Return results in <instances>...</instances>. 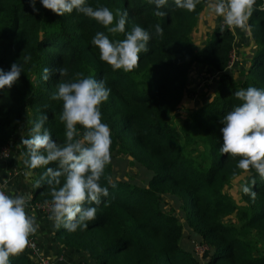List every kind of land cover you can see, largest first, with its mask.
Returning <instances> with one entry per match:
<instances>
[{"label": "trees", "instance_id": "trees-1", "mask_svg": "<svg viewBox=\"0 0 264 264\" xmlns=\"http://www.w3.org/2000/svg\"><path fill=\"white\" fill-rule=\"evenodd\" d=\"M204 4L201 0L188 12L168 0L159 9L166 15L158 17L155 3L147 0H86L93 8L108 7L117 19L127 11L125 33L113 34L76 10L58 16L44 9L40 0L35 4L38 12L29 0H0V69L8 71L13 63L22 66L17 82L0 90V148L18 149L30 204H50L51 189L41 176L57 165L27 168L21 139L30 137L33 123L44 113V128L53 141L64 144L62 101L50 97L59 82H75L77 73L103 80L110 89L100 111L111 130V154L128 158L146 172L144 182L138 183L116 176L108 164L99 181L108 188V196L99 205H84L97 208L96 219L75 232L57 229L52 221L53 242L83 252L93 264H264V180L254 170L246 172L239 190L242 204H236L223 188L244 173L237 168L240 158L219 151L221 120L241 103L235 92L264 89V0H256L248 21L251 31L244 30L252 54L240 76L225 71L234 38L225 25H214L203 44L193 46L190 34ZM157 24L163 37L155 35ZM136 25L149 32V50L140 54L133 71H113L99 59L91 41L97 32L113 42L122 40ZM197 66L215 73L216 82L211 83L212 94L194 104L176 129L170 121L181 109L188 74ZM44 68L52 70L47 81L42 79ZM60 68L67 69V75L61 76ZM77 130L82 134L79 125ZM63 183L61 177L54 186L58 189ZM245 185L256 192L254 200L243 193ZM163 197L180 203L183 224L170 209H162ZM229 215L236 223L223 220ZM183 228L196 238L190 249L181 246ZM195 244L205 247L201 259L193 255ZM10 262L32 264L24 254Z\"/></svg>", "mask_w": 264, "mask_h": 264}, {"label": "clouds", "instance_id": "clouds-1", "mask_svg": "<svg viewBox=\"0 0 264 264\" xmlns=\"http://www.w3.org/2000/svg\"><path fill=\"white\" fill-rule=\"evenodd\" d=\"M147 2L155 3L156 16L166 15L159 9L165 7L168 0ZM40 3L44 9L58 16L76 10L110 33H125L127 11L120 13L117 19L108 7L93 8L86 5V0H40ZM173 3L177 8L193 12L201 0H173ZM29 4L33 12L39 11L35 7L36 0H29ZM255 4L256 0H207L210 12L222 18L223 24L232 31H251L248 21ZM114 21L115 26H111ZM155 35L163 37L160 24L155 25ZM150 39L149 32L136 25L122 40L113 42L103 32H97L91 43L98 48L99 59L113 71L131 72L139 66L140 54L148 52ZM58 71L61 76L67 75V69ZM21 73L22 66L17 63H13L8 71L0 69V90L10 89ZM51 74L52 70L44 68L42 79L47 81ZM76 75L78 79L75 82H59L50 97L62 101L59 121L65 128L64 144L53 141L50 132L44 128L48 119L44 113L33 123L30 137L21 139L26 148L24 164L27 168L57 165L55 169L48 167L41 180H45L51 189L48 219L57 229L63 226L69 232L87 228V222L96 219L97 208L84 205H99L101 198L109 194L108 188L101 186L99 181L105 167L111 163L112 143L110 127L102 122L100 111L101 104L108 100L110 89L103 80L83 77L82 73ZM234 95L241 103L221 120L222 144L219 151L221 155L239 157L238 169L244 172L254 170L264 180V89L248 87ZM77 125L83 129L82 134L78 132ZM61 177L64 183L57 189L54 185L61 183ZM255 183L253 179L252 185ZM40 186V181H37L35 187ZM242 191L255 199L256 192L247 185ZM27 205L25 196H12L0 191V264H11V257L22 254L29 244V237L39 228L35 215L30 216L26 212Z\"/></svg>", "mask_w": 264, "mask_h": 264}, {"label": "rangeland", "instance_id": "rangeland-1", "mask_svg": "<svg viewBox=\"0 0 264 264\" xmlns=\"http://www.w3.org/2000/svg\"><path fill=\"white\" fill-rule=\"evenodd\" d=\"M216 24L224 25L222 18L218 17L215 19L204 20V23L201 25L202 30L199 28L194 29L190 34L192 38L193 46L196 48L200 47L201 46L200 43L204 41V38H207L209 36L210 30ZM232 32L235 37L233 38L232 41V49L230 55L233 54L236 60H234V62H232L231 64V67L226 68L225 71L231 72L235 76H240L244 69L243 68L244 65L242 64L243 63L242 59H245V56H248L249 58L252 54V52L248 54V51H250L251 49L250 48L251 44L250 42H248L247 38H245L243 34L240 35V39L238 41V36L236 35V31H232ZM247 64L248 63H246L245 67L247 66ZM201 67L202 66L196 67L197 69L193 68L188 74L187 77L188 85L185 88L186 89L185 94L182 98L181 109L173 114L172 120L170 121V123L176 129L178 127L179 121L183 117H185V115L189 114L190 109L194 104L200 101L201 98L204 97L205 95L212 94L211 83H214V81L216 82L215 80L216 77L210 72L203 71ZM198 68L200 69L198 70ZM111 165L116 176L128 178L138 183H143L145 180L146 172L142 168L138 167L136 163L130 164L128 158L124 156H120L116 152H113L111 154ZM19 168L21 169V167ZM246 176H247L246 172L240 174L239 176L231 179L223 188V191L227 195H229L238 205L242 204L240 202V197H239L240 183L241 181H243V179H245ZM163 200L164 201H162V209L163 210L170 209L173 212V214L177 217L178 221L181 224H183V213L181 210L180 203L172 197H163ZM223 220L227 223H236L233 215L224 217ZM42 235L45 239L44 234ZM192 242L193 243L196 242V238L191 237L189 231L183 228V237L181 238V246L186 249H190L188 247H190V244ZM195 254L197 253L194 252L193 253L194 256L200 259L202 258L201 253L198 255Z\"/></svg>", "mask_w": 264, "mask_h": 264}, {"label": "crops", "instance_id": "crops-1", "mask_svg": "<svg viewBox=\"0 0 264 264\" xmlns=\"http://www.w3.org/2000/svg\"><path fill=\"white\" fill-rule=\"evenodd\" d=\"M215 18L218 17L210 12L207 7V0H205L203 11L199 16L198 22L196 23L194 29L199 28L202 30L201 25L204 23V20ZM235 31L236 35L238 36V41L240 39V35L243 34L245 36L244 30L236 29ZM202 44L203 42L200 43V45ZM248 61V56H245V59H242L244 69L246 68L245 65L248 63ZM201 68L203 71L206 69L203 66ZM199 69L200 68H198V70ZM212 74L215 75V73ZM13 138H15V136H13ZM18 154V149H13L10 146L8 155L4 158H0V182L3 183L5 194L12 196L23 195L28 198L26 212L30 216L35 215L37 223L39 224L37 232L29 237V239H31L36 245L35 252L26 247L22 254L28 256L30 259H32L33 255H41L44 258H47L51 264H93V262L83 252L74 249L62 248L53 242L51 237L52 221L48 219V215L50 213L43 207L30 204V190L26 182V178L23 176V170L19 168L22 166V161L20 155ZM42 234H44L45 239Z\"/></svg>", "mask_w": 264, "mask_h": 264}, {"label": "built area", "instance_id": "built-area-1", "mask_svg": "<svg viewBox=\"0 0 264 264\" xmlns=\"http://www.w3.org/2000/svg\"><path fill=\"white\" fill-rule=\"evenodd\" d=\"M234 60H235V57L233 56V54L230 55V53H229V60L227 63V68L231 67V64H232V62H234ZM9 150H10L9 145H5V146L1 147L0 148V158L6 157L9 153ZM0 191H4L2 182H0ZM31 205H37V204H31ZM37 206L43 207L45 210L49 211V205H44V206L37 205ZM27 248H29L33 252H35V250H36V245L31 239H29V244H28ZM204 248H205L204 246H200V245L195 244L193 250L195 253L200 254ZM32 264H51V263L47 258H44L41 255H33L32 256Z\"/></svg>", "mask_w": 264, "mask_h": 264}]
</instances>
